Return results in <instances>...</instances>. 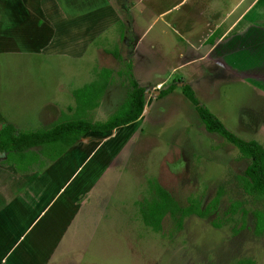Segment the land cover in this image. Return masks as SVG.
<instances>
[{
	"label": "rangeland",
	"instance_id": "obj_1",
	"mask_svg": "<svg viewBox=\"0 0 264 264\" xmlns=\"http://www.w3.org/2000/svg\"><path fill=\"white\" fill-rule=\"evenodd\" d=\"M34 1L49 8L52 27L36 34L33 19L17 13L0 26V127L37 131L74 119V93L103 71L110 84L84 119L112 116L131 89L130 75L148 90L146 112L116 133L89 137L43 172L0 167V264H264V224L257 232L254 216H264V200L246 195L236 180L249 161L204 130L181 90L190 85L227 131L264 150V82L256 78L264 75L237 74L243 51L234 38L226 54L198 62L256 0ZM18 2L0 0V21L3 3ZM175 82V92L159 99ZM151 185L180 208L194 199L204 209L218 193L220 202L179 229L166 217L155 232L139 218L155 198ZM236 202L241 208L229 213Z\"/></svg>",
	"mask_w": 264,
	"mask_h": 264
},
{
	"label": "trees",
	"instance_id": "obj_2",
	"mask_svg": "<svg viewBox=\"0 0 264 264\" xmlns=\"http://www.w3.org/2000/svg\"><path fill=\"white\" fill-rule=\"evenodd\" d=\"M209 40V39H208ZM116 56V54L114 55ZM110 72L103 71L92 84L74 93L76 99V115L74 119L59 120L45 130L18 131L13 125L6 124L0 128V166L13 168L15 171L33 175L45 171L66 154L85 135L90 133L107 134L116 129L126 127L138 121L146 104V89L140 87L130 75L131 89L126 93L124 102L117 111L104 122H92L84 119L86 111L96 108L103 93L110 82ZM175 82L166 89L160 90L158 98H164L178 87ZM182 95L194 107L204 130L210 134H216L229 145L237 149L239 154L249 161V165L236 180L240 189L249 197L264 200V150L254 141H242L226 130L223 124L206 108L199 105L194 91L190 85L181 88ZM81 95V96H80ZM80 96V97H79ZM70 111L72 108H68ZM155 198L146 201L140 207L139 218L142 223L157 232L161 222L168 217L174 220L176 228L182 227L184 219L190 216L206 218L216 210L220 202V193L204 209L198 200L190 199L189 205L180 208L176 200L158 185H151ZM241 208L236 202L229 208V213L235 214ZM243 216L245 212L242 213ZM255 228L261 232L264 224V216L260 212H254ZM233 264H255L250 259L236 261Z\"/></svg>",
	"mask_w": 264,
	"mask_h": 264
},
{
	"label": "crops",
	"instance_id": "obj_3",
	"mask_svg": "<svg viewBox=\"0 0 264 264\" xmlns=\"http://www.w3.org/2000/svg\"><path fill=\"white\" fill-rule=\"evenodd\" d=\"M21 2L22 3L18 2L16 8L9 7L7 4L3 3L4 6H6L7 13L6 14L4 13L5 14L4 19L0 21L1 27L6 28V23H7L6 20L9 17L8 15L9 13H17V15L16 14L12 15L17 18H24L26 16L31 17L34 20V21L32 20L31 22L33 30H35L37 32L36 34H39V35L46 31L45 29L48 28L47 26L52 27L51 22L53 21L50 20L51 18L48 19L50 15L48 16L46 15L49 12V8L43 7L39 2H36L34 0H21ZM254 26L255 27L258 26L260 29L254 28ZM254 30H261L264 32V0H256L250 7H246V9L243 11V13L238 19H236L232 24H230L223 33H219L220 35L215 38L213 43L207 49L208 50L207 53L203 57L199 58L198 62L206 61L208 57H210L211 55H214V52H216V57H217V54L219 56L226 54V51H225L226 50L225 49L226 40L234 38L236 40L235 45H237V47L243 51L242 53H239L240 58H238L239 57L238 55L235 57L236 60L234 63H238L239 64L238 66L240 67V68L237 67L235 70L237 74L238 72L241 74L255 72V73H258L260 76H263L264 75V51H260L259 47H261V44L264 47V33L262 34L261 37H258L255 34L252 35V32ZM250 43L252 44L253 47L248 49L247 51L243 50L244 48H246V45H249ZM240 45H241V48H240ZM260 53H262L263 57L261 58V63H257L258 62L257 59L259 58V56H262ZM218 61H223V58L219 57ZM194 62H197V61H194ZM232 62H233V59L229 61V63L231 64ZM256 78L259 79L258 81L264 82V76L262 77L263 79L261 77H256ZM143 112L144 113L142 117L145 115L146 107ZM116 132H117V129L111 133H116ZM107 134H110V133H107ZM99 136L96 135L95 133L87 134L80 141H78L72 148H75L79 145H83V143H85L89 137H99ZM1 168L8 169L5 167H1ZM3 260L1 264H3Z\"/></svg>",
	"mask_w": 264,
	"mask_h": 264
},
{
	"label": "water",
	"instance_id": "obj_4",
	"mask_svg": "<svg viewBox=\"0 0 264 264\" xmlns=\"http://www.w3.org/2000/svg\"><path fill=\"white\" fill-rule=\"evenodd\" d=\"M148 93V90H146V93L145 94H147ZM160 93V92H159ZM159 93H157V96H159Z\"/></svg>",
	"mask_w": 264,
	"mask_h": 264
}]
</instances>
